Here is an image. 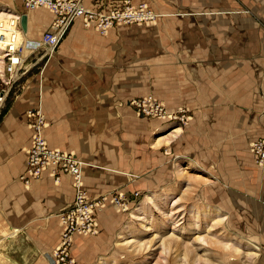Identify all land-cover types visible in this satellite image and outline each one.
I'll use <instances>...</instances> for the list:
<instances>
[{
	"label": "crops",
	"instance_id": "1",
	"mask_svg": "<svg viewBox=\"0 0 264 264\" xmlns=\"http://www.w3.org/2000/svg\"><path fill=\"white\" fill-rule=\"evenodd\" d=\"M115 1L125 0L84 3L100 7ZM131 1L145 3L161 14L160 25H118L101 36L94 27L85 28L76 21L50 59L32 56L28 66L26 61L23 74L29 75L22 84H15L16 90L21 89L4 107L0 119L2 243L16 257L15 262L53 264L62 234L59 215L71 206L75 195L70 175H63L59 184L50 174L30 186L19 180L32 146L28 110L42 101L49 147L74 154L87 164L83 183L91 196L106 197L125 190L131 199L140 184L153 185L165 171L161 170L165 162H160V153L146 143L148 134L159 124L129 105L133 99L152 95L168 109L184 108L190 115L191 121L183 128L174 152L193 159L196 166L220 169L217 175L221 178L216 180L225 183L227 191H218L216 197L226 208L229 225L241 232L243 245L250 247L247 254L235 259V264H264V168L256 165L251 149L253 142L264 138V130L239 134L235 126L238 109L234 107L242 104L245 112L252 104L263 103L264 111V94H250L254 86L251 81L262 78L264 65L255 69V76L249 63L219 62L228 54L219 34L233 38L235 27L231 23L244 22L245 16L235 18L229 13L234 9L227 8L174 11L170 8L175 5L172 0ZM208 2L214 6L217 0ZM199 3L203 4L195 0L196 5ZM13 11L23 12V4ZM26 15L24 42H38L54 16L47 8ZM225 23L223 31L220 27ZM157 29L161 34H156ZM163 39L168 40L166 44ZM167 44L169 49L182 50L187 61L163 62L164 55L156 51ZM249 47L250 42L244 47L246 52ZM156 56L163 58L159 65L141 66ZM247 69L251 71L248 75L240 72ZM109 207L105 203L97 214L100 231L110 221ZM86 241L76 235L72 248L73 258L78 255L81 263L84 255L94 253L82 249Z\"/></svg>",
	"mask_w": 264,
	"mask_h": 264
},
{
	"label": "rangeland",
	"instance_id": "2",
	"mask_svg": "<svg viewBox=\"0 0 264 264\" xmlns=\"http://www.w3.org/2000/svg\"><path fill=\"white\" fill-rule=\"evenodd\" d=\"M172 1L175 5L170 8L174 11L227 8L234 9L229 13L234 14L235 18L245 16L244 22L239 23L235 20L236 22L231 23L235 27L233 38L219 34L220 37L222 36L220 44L228 48V54L221 56L219 62L249 63L253 71L252 75L256 76L258 71L255 69L264 65V0H217L218 6L217 3L214 6L207 5L208 1L215 3L214 0H201L203 4L198 5L195 4V0ZM21 4L22 0H0V13L17 10ZM159 25V21L136 24V26L153 27ZM225 26L226 23L220 28L225 31ZM239 31L245 34L242 35ZM249 32H251L250 37ZM156 34H161V30ZM162 41L166 44L168 40ZM249 42L250 49L246 52L244 47ZM29 53L27 51L26 56ZM156 53L164 55L163 62L167 64L187 61L183 58L186 54L182 50L169 49L168 44ZM187 57L190 59V56ZM1 59L0 71L3 70ZM161 59L163 58L156 56L155 60L141 66L145 68L157 66L162 62ZM199 60L198 58L194 61ZM28 62H31V58L27 60V66L30 65ZM261 68L262 78H258L255 82L251 81L254 86L250 88V94L256 97L264 94V70L263 67ZM240 72L244 75L251 73L248 69ZM28 73L20 76L19 84L27 79ZM20 89L16 90L15 85L13 86L5 108ZM262 105L263 103L252 104L245 112L242 110V104L234 105L235 110L238 109L236 114L239 118L235 119V126L239 127L237 128L240 130L239 134L246 135L249 133L248 130H264ZM3 112L4 109L0 119ZM148 119L159 124V128L148 134L146 143L150 149L154 145L155 152L160 153V162H165L161 168L165 167L160 169L165 171L161 172L153 185L145 187L140 184L136 190L139 196L128 199L126 212L112 204L111 194L106 196V203L110 206L108 209L110 221L104 225L103 230L99 229L97 236H83L87 241L82 249L94 253L88 257L84 255L82 263L76 259L77 255L76 258L74 257L76 264H235V259L242 258L249 252L250 247L243 245L241 232L233 230L229 225L230 217L225 214L226 208L216 197L218 191H227L226 184L216 180L221 178V175H217L220 174V169L196 166L193 159L179 157L174 152L178 139L170 146L163 145L173 132L178 129L184 130L179 124L170 125L162 120ZM164 173L169 175L163 177ZM222 219L226 221L221 222ZM2 242L3 240L0 239V264H25L15 262L16 257L9 254Z\"/></svg>",
	"mask_w": 264,
	"mask_h": 264
},
{
	"label": "built area",
	"instance_id": "3",
	"mask_svg": "<svg viewBox=\"0 0 264 264\" xmlns=\"http://www.w3.org/2000/svg\"><path fill=\"white\" fill-rule=\"evenodd\" d=\"M23 12L0 13V51L2 53L3 76L0 73V114L4 109L13 86L26 71L23 70L30 57L50 59L76 21L85 28L94 27L101 36H106L118 25L155 23L161 18L145 3L134 4L131 0L115 1L98 7H88L84 0H22ZM39 8L49 9L54 21L38 42H20L22 15ZM6 13V14H4ZM3 15V16H1ZM24 34V33H23ZM30 54L26 56V52ZM129 105L146 118L164 120L170 125L179 124L183 129L189 123V113L184 108L170 110L154 96L133 99ZM27 117L32 130V146L29 150L25 172L19 180L26 186L50 174L56 184L63 175L74 180L75 195L69 208L59 215L62 234L53 253L54 264H76L72 248L76 235L97 236L99 226L97 214L106 203V197H93L85 189L83 172L87 164L74 154L49 147L46 137V117L40 100L36 107L28 110ZM258 167L264 168V138L251 144ZM139 196V193H134ZM112 204L119 210H128L129 200L123 190L111 194Z\"/></svg>",
	"mask_w": 264,
	"mask_h": 264
},
{
	"label": "bare ground",
	"instance_id": "4",
	"mask_svg": "<svg viewBox=\"0 0 264 264\" xmlns=\"http://www.w3.org/2000/svg\"><path fill=\"white\" fill-rule=\"evenodd\" d=\"M8 13V12H7ZM4 14H6V13H4ZM161 15V14H160ZM3 16V15H2ZM160 17H162V15L160 16ZM160 20V19H159ZM19 40H20V42H24V34L23 33H20L19 34ZM25 43V42H24ZM1 52V51H0ZM2 53H0V55H1ZM1 57H2V55H1ZM1 59V58H0ZM0 73H3V70H1L0 71ZM2 76H3V74H1ZM183 131L181 130V129H178L177 131H175V132H173L172 133V136L171 137H169L168 139H166L165 140V142H164V144L163 145H167V146H170L175 140H177L179 137H180V135H181V133H182ZM224 221H226V219H222V221L221 222H224Z\"/></svg>",
	"mask_w": 264,
	"mask_h": 264
},
{
	"label": "water",
	"instance_id": "5",
	"mask_svg": "<svg viewBox=\"0 0 264 264\" xmlns=\"http://www.w3.org/2000/svg\"><path fill=\"white\" fill-rule=\"evenodd\" d=\"M21 26H22L23 33L26 34L28 31V16L26 14L22 15Z\"/></svg>",
	"mask_w": 264,
	"mask_h": 264
}]
</instances>
